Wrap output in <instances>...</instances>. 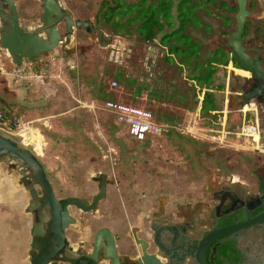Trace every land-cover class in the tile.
<instances>
[{
    "label": "rangeland",
    "instance_id": "1",
    "mask_svg": "<svg viewBox=\"0 0 264 264\" xmlns=\"http://www.w3.org/2000/svg\"><path fill=\"white\" fill-rule=\"evenodd\" d=\"M16 1L22 24L37 25L42 11L39 1ZM58 1L72 18L90 20L104 35L111 36L110 44L101 46L96 40V31L91 33L80 26L74 29L70 43L64 45L66 53H63L60 47L44 53L42 62L30 65V72L34 75H50L63 71L66 76L76 80L73 87L77 93V89H80L77 82L79 83L83 76V65L95 63L96 77L113 78L117 81V86L124 87L127 91L136 88L137 94H140L149 85L152 88L150 95L168 102L162 107L153 105L148 108L155 116H163L171 121V125L176 120L182 129L177 131L171 128L169 131L154 134L146 142L137 141L127 134L123 126L117 125L103 108L102 101L107 98L105 93L93 107L81 108L80 121L74 120L70 126L63 128L64 132L56 133L53 138L49 137L48 143L45 138L48 126L42 123L43 121L35 123L34 126L28 124L31 127L29 136L36 149H26L33 152L44 167L46 177L57 197L77 196L90 200L97 192L98 183L94 181L96 174L106 175L105 197L98 204V212H81L73 206L69 207L71 216L77 221L70 225L66 232L72 247H78L85 253L89 252L97 229L106 227L111 230L116 221H128L124 215L126 207L129 210L133 206L140 209L150 203L156 208L158 202L155 199L164 197L167 198L171 209L175 199L182 201L189 191H195L199 199H207L206 184L209 178L214 179V175L251 182L255 179L253 173L256 171L264 174V152L253 149L251 138L240 133L243 125L247 123L257 125L254 116H260V111L253 103L241 106L236 102V92L248 81L247 73L231 63L218 67L214 86L207 87L215 96L216 109L222 111L217 117L216 125L212 124L215 119L212 114L197 115L194 110L201 94L200 84L195 80L192 82L191 79L200 72L198 69L192 71L196 68L194 63H205L218 48L227 51L231 58L228 48L221 44L226 42L234 29L235 20L233 11L218 7L222 0H215V3L212 0H191L198 5L194 15L199 18V23L189 24L185 33L198 43L199 51L186 65H182L181 57L176 55L170 60L166 59L168 44L160 47V36L172 29L167 24L154 42L148 43L140 39L135 27L130 24L125 23L129 30L126 34L125 29L113 33L109 26L95 23L94 15L98 12L102 0ZM124 1L130 3L135 0ZM177 1L174 0L175 3ZM223 1L228 5H236V0ZM175 3L172 8L174 15ZM247 8L252 12L247 17L248 29L253 32L256 26L259 29L264 28V19H255L264 14L257 1L248 0ZM225 18L229 21L226 22ZM175 22L177 26V21ZM63 29V24L60 23L59 32L62 33ZM246 39H250V35ZM105 41L103 37L102 42ZM2 54L1 59L7 60L6 53ZM23 61L27 64L29 62L26 59ZM147 65L149 71L155 75L152 81L154 83L147 80ZM111 67L118 69L113 75ZM79 92L83 99L82 90ZM99 94L101 95V92ZM156 102L159 104L161 100ZM243 107L244 110H241ZM248 107L252 108L251 111ZM224 115L225 119L222 117ZM189 127L195 128L197 138L186 131ZM258 131L260 132L259 129ZM0 134L17 143L19 141L18 137L1 130ZM262 139L264 142L263 136ZM97 160L99 165L94 164ZM115 161L117 165L114 164ZM114 167L117 169L114 170ZM192 174H197L196 190L189 181ZM116 178H120V186L115 185ZM13 190L16 199H21L17 208H25L27 199L20 186L14 187L11 181H1L0 177V191L4 194ZM142 192L145 195H142ZM3 207L4 205H0V209ZM22 215L23 218L16 224H19L24 240L23 256L27 264L30 216L29 213ZM81 222L85 229L81 228Z\"/></svg>",
    "mask_w": 264,
    "mask_h": 264
},
{
    "label": "water",
    "instance_id": "2",
    "mask_svg": "<svg viewBox=\"0 0 264 264\" xmlns=\"http://www.w3.org/2000/svg\"><path fill=\"white\" fill-rule=\"evenodd\" d=\"M40 1L42 11L38 17V24L27 26L21 22L15 0H0V10L6 6L3 9L5 15L0 14V56L5 52L15 66L20 65L24 59L32 63L40 62L44 53L57 47L66 53L64 45L70 43L74 29L80 26L90 32L96 31V39L100 45L105 46L106 41L111 39V36L104 35L103 31L90 20L72 18L58 0ZM247 1L236 0L234 29L226 42L221 44L235 55L239 67L251 75L250 87L236 98L240 105H246L255 94L264 91V59L258 54H249L242 39L245 22L250 15ZM60 23L64 27L62 33L58 30ZM103 37L106 40L104 43ZM0 177H9L14 187L20 185L27 199V206L20 209L29 213L32 221L27 264H57L59 261L69 264H98L101 260L108 264H184L187 256L177 251L179 247L176 244L177 234L174 225H160L156 229L152 227L154 233L151 234L149 242L135 237V244L139 248L129 255L117 252L115 235L106 227L95 231L91 249L86 254L77 255L66 247L68 240L65 229L76 223L68 208L74 206L83 212L95 211L98 203L105 197V174H96L98 189L90 200L77 196L57 198L36 155L20 147L15 140L0 134ZM262 200L264 202V198ZM44 223L48 225L46 230L43 228ZM238 226L209 232L201 241V249L199 247L195 258L197 262L205 264L203 245ZM159 229L167 231V240L162 241ZM61 246L66 248V252L60 250ZM151 246L155 249L153 252Z\"/></svg>",
    "mask_w": 264,
    "mask_h": 264
},
{
    "label": "flooded vegetation",
    "instance_id": "3",
    "mask_svg": "<svg viewBox=\"0 0 264 264\" xmlns=\"http://www.w3.org/2000/svg\"><path fill=\"white\" fill-rule=\"evenodd\" d=\"M38 1L41 6V1ZM256 1L260 9L264 10V0ZM15 3L17 6L18 3L16 0ZM5 7L6 6H3L2 8L4 9ZM197 7L194 10H196ZM3 9L0 10V14L5 15ZM249 11L251 15L252 12L251 10ZM255 19H264V14L259 15ZM248 25L249 22L246 19L242 39L247 52L251 55L258 54L264 59V28L259 29V27L256 26L252 32L248 29ZM249 35L250 39H246ZM229 52H231V50H229ZM238 69L247 73L246 75L249 76L248 81L243 84V88L236 92L239 97L245 89L250 87L252 79L249 72L242 68ZM250 103L257 106L258 111H260L259 118L257 114L254 117L261 135L263 134L264 136V128H262L264 126V91L263 93L255 94L246 105L241 106H248ZM251 109V107H248V110L251 111ZM241 110H244V107L241 108ZM94 164L99 165L100 163L97 160ZM114 164L117 165L118 163L115 161ZM81 165L83 164L81 163ZM113 169L116 170L117 167ZM253 175H255V179L251 182H246L238 178H229L228 176L214 175V179L209 178L206 184L205 192L207 194V199H199L195 191H189L182 201L175 199L176 202H174L173 207L168 211L167 209H169V206L167 198H156L155 200L158 202L157 207H151L150 213L146 217V220H148V230L146 233L149 241L151 234L154 233L152 227L156 229V227L160 225L167 226L174 223L177 234L176 244L179 247L177 251L187 256L184 264H199L195 259L196 254L199 251V247L201 249V241L209 232L215 229L223 230L239 225L234 228V230L224 233L220 237H216L203 245L202 252L205 264H264V202L262 200L264 198V174L256 171ZM191 176L192 178L189 180L190 184L194 185V189L196 190L197 174H192ZM94 181L98 183L97 180L94 179ZM114 182L117 186H120V183L122 184L120 178H116ZM148 205H150V203ZM171 210H173V212H170ZM96 211L97 209L93 212ZM82 224L83 222H81V228L85 229ZM31 227L32 221L30 215L27 252L31 242ZM43 228L46 230L48 225L44 223ZM67 228L65 229L66 238ZM159 234L162 237V241L168 236L167 231L164 229H159ZM56 246H58V244H56ZM66 247L77 255H84L87 253L78 247H72L69 241ZM59 248L66 252L65 247L61 246ZM154 250V247L151 246V251L153 252ZM60 252L58 253L59 256L61 255ZM57 264L69 263L59 261Z\"/></svg>",
    "mask_w": 264,
    "mask_h": 264
},
{
    "label": "crops",
    "instance_id": "4",
    "mask_svg": "<svg viewBox=\"0 0 264 264\" xmlns=\"http://www.w3.org/2000/svg\"><path fill=\"white\" fill-rule=\"evenodd\" d=\"M22 3H24V1ZM232 13L234 14V11ZM106 42V45L110 44V41ZM160 47L163 46L160 44ZM43 59L44 56H42L40 62H42ZM23 65L24 64H22L21 67H24ZM14 67L15 65L10 59L3 60L0 56V106L11 114L21 118L22 121L33 126L36 125L35 123L43 121L42 123L48 126L47 135L45 137L47 143L50 141L48 140L50 139L49 137L53 138L56 133L64 132L63 128L70 126L74 120L77 122L80 121L81 108L86 106L93 107L95 103L99 102V97L103 96L104 93L107 95V98L102 102L111 99L132 105L140 104L144 107L147 106V108L153 105L162 107L168 102V100H164L158 96L150 95L152 88L149 87V85L146 90L141 91L140 94H137L136 88L127 91V89L121 86L115 88L110 87L109 82L113 80V78H104V76L102 78L96 77L97 69L95 63L83 65V76L81 77V81H79V83L77 82L80 88L77 89V93H75V88L73 87L76 80L70 78V76H66L63 71L50 73V75H34L29 72L30 74L27 73L24 75L23 73L15 76L12 72ZM113 68L114 67H111L110 70L112 75L118 70ZM146 69V77L150 83V81L152 82L154 80L155 75L149 71L148 65ZM127 73L126 75H128ZM81 90L84 94L83 99L81 97V92H79ZM125 91L127 92L126 94ZM100 92L101 95L99 94ZM202 95L203 93L201 92L198 96V104L194 109L197 115L204 114V112L201 113V111H199ZM159 99L161 102L157 104L156 101H159ZM218 111L222 113L221 110ZM108 113L113 117V121H115L117 125L123 126L116 122L115 116L111 112L108 111ZM155 117L157 118V122H165L168 125L172 123L164 119L163 116ZM222 117L225 119L226 116L224 115ZM173 122L174 123L171 125L173 127L171 128L178 131L180 128L179 124L176 120ZM6 179L11 181L9 177H1V181H5ZM1 184H3V182H1ZM126 192L129 194L128 191ZM142 195H145L144 192H142ZM19 200L21 201V199ZM19 200L16 199L14 190L7 191L4 194L0 191V205H4V207L0 209V264H25L26 261V258L23 256L24 240L20 232L19 224L16 223L23 218L22 214L27 212L20 211V209L17 208L20 202ZM26 206L27 203L25 207ZM151 207V205H144L142 208L138 209L136 206H133L130 210L126 207L124 215L128 218V221H116V223L111 226L110 229L115 235V246L119 254L129 255L139 248L138 245L135 244V237L149 242L146 233L148 230V220H146V217L149 215ZM168 210L170 209H167V211ZM170 212H173V210ZM169 225H174V223ZM167 238L168 236L165 237L164 240H167ZM98 264L108 263L105 260H101Z\"/></svg>",
    "mask_w": 264,
    "mask_h": 264
},
{
    "label": "trees",
    "instance_id": "5",
    "mask_svg": "<svg viewBox=\"0 0 264 264\" xmlns=\"http://www.w3.org/2000/svg\"><path fill=\"white\" fill-rule=\"evenodd\" d=\"M212 2L215 3V0ZM174 3V0H135L130 3H126L124 0H102L98 12L94 15V21L97 24L109 26L113 33L125 29L124 33L128 34L129 30L125 23L130 24L135 27L140 39L144 42H153L167 24L172 29L170 32L162 34L159 40L163 47L168 44L166 59L170 60L173 55H176L181 57L180 63L186 65L199 51L198 43L185 33L189 24L199 23V18L194 15V9L198 5H195L191 0H178L175 3L176 15H174L172 9ZM218 7L228 8L230 11L236 10V5L230 6L223 0L218 3ZM175 20L177 26H175ZM225 21L228 22L229 19L225 18ZM230 54L231 58L227 51L218 48L205 63L196 61L194 63L196 68L192 70L200 71L191 77L192 80L200 84V92L203 93L199 111L208 115L212 114V117L215 118L212 124L218 123L217 117L221 113L215 107L213 92L207 87L214 86V76L220 65L233 63L240 68L235 55L232 52ZM147 139L143 142H146Z\"/></svg>",
    "mask_w": 264,
    "mask_h": 264
},
{
    "label": "built area",
    "instance_id": "6",
    "mask_svg": "<svg viewBox=\"0 0 264 264\" xmlns=\"http://www.w3.org/2000/svg\"><path fill=\"white\" fill-rule=\"evenodd\" d=\"M24 64V67H21ZM32 62L22 61L20 65L15 66L13 73L15 76L23 74L26 75L30 72V65ZM109 86L112 88L117 87V81L111 80ZM250 105H252L250 103ZM103 108L111 112L116 119L118 124H121L126 129L128 135L138 141H143L154 134H160L163 131H169L171 125L165 122H157V118L154 113L144 106L132 105L122 102H117L111 99L104 101ZM194 137L197 138L195 134L194 127L186 128ZM0 130L10 134L12 136L18 137V145L23 148H30V150L35 151L36 145L32 142L29 133L31 132V127L28 126L27 122L22 121L19 117L11 114L10 112L4 110L0 106ZM179 130L182 131L181 128ZM206 130V128H205ZM241 134H244L251 138L252 144L255 150L264 152V142L261 133L258 131L257 125L245 124L241 129ZM264 137V136H263Z\"/></svg>",
    "mask_w": 264,
    "mask_h": 264
}]
</instances>
